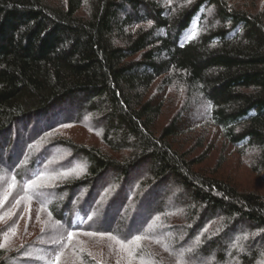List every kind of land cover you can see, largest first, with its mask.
<instances>
[{
  "label": "trees",
  "instance_id": "1",
  "mask_svg": "<svg viewBox=\"0 0 264 264\" xmlns=\"http://www.w3.org/2000/svg\"><path fill=\"white\" fill-rule=\"evenodd\" d=\"M161 78L185 85L192 104L159 128L164 102L150 92ZM191 119L253 152L264 178V12L232 0H0V177L29 194V180L85 163L30 195L59 229L147 236L157 264H264V194L196 170L204 159L173 142ZM86 120L105 150L45 142ZM177 209L187 222L151 225ZM58 250L0 248V264H58Z\"/></svg>",
  "mask_w": 264,
  "mask_h": 264
},
{
  "label": "rangeland",
  "instance_id": "2",
  "mask_svg": "<svg viewBox=\"0 0 264 264\" xmlns=\"http://www.w3.org/2000/svg\"><path fill=\"white\" fill-rule=\"evenodd\" d=\"M232 3L240 9L264 12V0H232ZM153 96L157 103L164 102L163 114L158 121L159 128L168 124L174 117L180 116L183 110L192 104L188 99V89L178 81L165 87L161 78L150 92V97ZM188 119L190 117L185 114L183 120ZM191 121L185 126L182 134L173 139V142L175 148L187 154L189 158L204 159L202 163L195 166L196 170L203 175L224 179L241 190L264 194V178L252 168L253 152H247V150L243 152L229 144L217 126L208 124L204 120L191 119ZM101 133L96 123L86 120L84 124H64L48 132L45 142L56 139L71 140L105 150ZM67 156L66 152L61 153L57 160L65 159ZM74 165L59 168L56 176L44 177L43 175L38 181V186L31 187L29 194H24L20 183L16 182L14 187H9L12 181L0 177V202H2L0 204V245H3L0 248L14 250L27 242L37 241L55 245L59 250L64 249L58 264H157L145 251L146 246L150 247L149 243H151V239L147 236L128 242L113 234L80 232L69 238L68 232L59 229L47 209L30 196L33 191L39 192L40 188H50L83 175L86 170L85 163L78 168ZM150 200L149 196L148 201L151 202ZM7 201L8 205H6ZM182 212L183 210L177 209L176 212L161 214L151 222L153 223L151 225L163 224L165 228L167 225L187 222ZM216 228L212 225L208 231L216 232ZM163 238H166L165 235ZM54 240L60 243L53 244ZM120 241L125 242L123 246Z\"/></svg>",
  "mask_w": 264,
  "mask_h": 264
},
{
  "label": "snow or ice",
  "instance_id": "3",
  "mask_svg": "<svg viewBox=\"0 0 264 264\" xmlns=\"http://www.w3.org/2000/svg\"><path fill=\"white\" fill-rule=\"evenodd\" d=\"M195 36H196V33L193 32V33H192V37L194 38ZM65 175H66V174H65ZM41 178H42V176H37L35 179L29 180V181H28V184H27V187H36V186H38V181H39ZM11 181H12V183L9 185V187H14V186H15V183H16V177H15V175L11 176ZM53 187H55V185H53ZM18 202H19V201H18ZM0 204H2V202H0ZM88 219H89V220H92V217L89 216ZM88 234H89V235H94L95 233H88ZM68 235H69V238H71V236L73 235V233L69 232ZM245 238H247V237L245 236ZM135 239H136V240H140V237H139V236H136ZM52 243H53V244H59L60 241H56V240H54V241H52ZM120 243H121V245L123 246L125 242H124V241H120ZM2 246H3V245H0V247H2ZM129 254L131 255V252H130ZM59 259H60L59 254H57V256H56V261H59Z\"/></svg>",
  "mask_w": 264,
  "mask_h": 264
}]
</instances>
